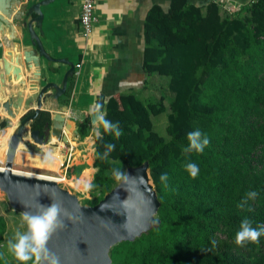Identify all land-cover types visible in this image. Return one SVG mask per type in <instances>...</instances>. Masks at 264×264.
<instances>
[{"label":"trees","instance_id":"1","mask_svg":"<svg viewBox=\"0 0 264 264\" xmlns=\"http://www.w3.org/2000/svg\"><path fill=\"white\" fill-rule=\"evenodd\" d=\"M242 5L234 16L220 3L197 7L188 0H171L167 13L157 5L149 11L144 70L161 77L159 87L148 97L121 93L108 100L104 117L118 123L121 134L107 133L100 124L97 171L91 199L83 204L96 206L129 167L149 162L161 203L160 224L112 247V264H264V235L243 247L235 243L244 218L255 228L264 226V0ZM163 114L166 135L157 132L153 121ZM50 119V112L41 111L34 128L42 129ZM90 124V118L81 124L83 137ZM195 130L209 144L202 153H185L188 133ZM109 143L115 148L102 159ZM188 163L199 168L195 179L186 170ZM165 173L168 179L162 182ZM89 175L85 172L78 182L82 189ZM250 191L257 192L254 199L246 198ZM2 206L0 264H20L8 250Z\"/></svg>","mask_w":264,"mask_h":264},{"label":"water","instance_id":"2","mask_svg":"<svg viewBox=\"0 0 264 264\" xmlns=\"http://www.w3.org/2000/svg\"><path fill=\"white\" fill-rule=\"evenodd\" d=\"M54 1L0 0V31L5 35L8 29L14 34L9 35V39L5 38L0 49L15 42L19 45L17 57L12 51L8 59L3 54L0 57V86L7 96L0 103L8 117L15 120L22 107L28 106L34 97L37 100L33 115L23 117L9 139L5 168L0 171V191L7 196L14 210L23 213H42V206L52 203L60 207L59 219L64 227L48 243V248L59 257L60 264H112V247L124 241H134L160 224L156 215L161 203L150 176L149 162L139 167H129L120 183L96 206L82 204L77 194L55 181L18 175L13 171L20 146L44 155L46 153L42 147L49 145L52 139L68 145L69 135L78 137L80 134L78 128L73 129L62 113L53 115L42 130L34 128L43 111V104L48 99L63 97L75 72L74 63L68 59H55L46 52L36 31V27H42L44 19L41 8ZM28 39L31 48L25 45ZM19 56L25 58L30 69H37L32 76L35 82L30 85L23 79ZM42 59L48 61L47 68L52 74L56 73L55 64L68 66L61 85L48 82L42 87L38 86L44 80ZM28 90L29 96L26 98ZM100 115L101 111L94 113L91 123H98Z\"/></svg>","mask_w":264,"mask_h":264},{"label":"crops","instance_id":"3","mask_svg":"<svg viewBox=\"0 0 264 264\" xmlns=\"http://www.w3.org/2000/svg\"><path fill=\"white\" fill-rule=\"evenodd\" d=\"M219 1L221 0H188V3L201 7L216 2L220 3L221 6L222 3ZM229 1L246 4L250 0ZM83 3L84 0H56L43 6L41 8L44 13L42 27H36L41 42L49 55L55 59H68L75 65L82 64L79 78L69 79L67 88L69 93L58 100L48 99L42 107L43 111L51 113V117L56 113L65 115L67 122L72 124L73 129L78 128L80 134L78 137L69 135L70 145H64L52 139L49 145L42 147L46 154L56 156L59 159L60 163L54 158L58 165L57 170H52L47 160L41 155L38 157L23 146H20L14 161V166H24L30 161L32 164L35 162V167L48 174H38L41 179L46 177L49 180L50 175L65 176L66 181L73 184V188L68 187V189L75 194L86 191L89 193L90 184L97 171L94 167L95 138L97 137L96 132L100 131V124L91 123L87 137H83L81 134V124L87 118L91 119L92 115L97 112V107L104 116L107 102L111 97H118L121 93H134L148 97L156 84L159 87L158 83L161 77L158 75L151 76L144 70L145 21L149 11L155 5L166 13L171 6V0H97L96 15L98 22L91 36L84 38L80 26ZM9 35L14 34L8 29L5 31V35H2L0 31V45L4 44L5 38L9 39ZM25 45L31 48L29 39ZM18 46L15 42L0 49V57L3 54L8 59L10 51L17 57ZM19 57L23 79L30 85L31 82H35L32 76L37 69L34 67L30 69L25 58ZM48 65V61L41 60L44 80L38 86L42 87L48 82L61 85L63 77L69 69L68 66L55 64L56 73L52 74L47 68ZM28 92L29 90L25 94L26 98L29 96ZM6 98V91L0 86V101H5ZM36 108L37 100L34 97L28 106L22 107L18 119L11 120L0 103V120L7 122L6 128H3L0 122V130H4V133L7 132L9 136L5 145H2L0 141L2 151L0 156L3 158L0 159L4 160L3 162L6 161L7 152L3 149H6L5 147L9 144V139L22 117ZM70 148L73 151H71V161L68 163ZM85 172H90L89 182L87 189H82L78 182ZM58 180H60L58 183H63L61 177H58ZM74 185L78 187H74Z\"/></svg>","mask_w":264,"mask_h":264},{"label":"clouds","instance_id":"4","mask_svg":"<svg viewBox=\"0 0 264 264\" xmlns=\"http://www.w3.org/2000/svg\"><path fill=\"white\" fill-rule=\"evenodd\" d=\"M97 111H99L98 107ZM98 123L103 126L105 132H115L117 137L120 136L118 123L113 124L105 119L103 115L99 116ZM96 135L100 136L99 131L96 132ZM187 140L188 147L183 149L185 153L193 151L202 153L209 144V139L206 136L202 138V133L199 130L188 133ZM105 147L106 151L101 157L102 159L107 158L114 150L115 145L109 143ZM186 170L193 179L199 173V168L195 163H188ZM115 175L118 180L121 179L119 172ZM160 179L162 182H166L168 179L167 174H162ZM256 196L257 192L255 191L246 194L247 199H254ZM239 206L243 207V203ZM42 207L44 208L43 212L36 215L30 212L22 213V219L27 226V230L24 232L17 231L14 240L8 243L9 252L14 255L20 264H27L28 261H32V264H60L59 257L48 248L51 237L64 227L63 222L59 219L60 207L55 203ZM262 235H264V226L255 228L248 218H244L241 221L240 230L236 233L235 243L239 247H243L246 242L257 243Z\"/></svg>","mask_w":264,"mask_h":264},{"label":"rangeland","instance_id":"5","mask_svg":"<svg viewBox=\"0 0 264 264\" xmlns=\"http://www.w3.org/2000/svg\"><path fill=\"white\" fill-rule=\"evenodd\" d=\"M223 1L224 0H221L219 2L223 3ZM76 67H77V65H75V72L77 71V68ZM149 91H151V90H149ZM157 91H160V90L157 89ZM153 121L156 124V128H157L156 130H157V132L160 135H166V131H165L166 130V126H167L166 125L167 124L166 114H163V115H161L159 117H154L153 118ZM8 137L9 136H8V133L7 132L0 133V140L4 144H6V141H7ZM8 145H7V147L4 146L6 148V149H3L4 151H7L8 150ZM68 145H70V144H68ZM1 153H0V155H1ZM0 158H2V156H0ZM2 159H0V160L3 161ZM30 162L28 164H25L24 166H22V165L14 166L13 167L14 173H18V175H22L23 171H25V172H31V173H37V174H45L46 173V172H42V170H39V168L35 167L34 166V164H36L35 162H34V164H32ZM5 163H6V161H5ZM47 163L49 165H51V163L48 160H47ZM38 164L40 165L41 163H38ZM4 168H5V165L4 166H0V169L4 170ZM51 174H54V173H51ZM44 179L47 180L46 177ZM59 181L60 180L57 179L56 182L58 183ZM61 186H63L66 189H68V187L69 188H71V187L73 188V184L72 183H69V182L61 183ZM68 190H70V189H68ZM71 192L74 193L73 191H71ZM77 195H78V197H79V199H80V201H81L82 204H83V201L84 200L91 199L90 194L88 193V191H86L85 193H77ZM0 202L3 204V206H2V208H3L2 214L7 218L8 226H9V233H8V236H7V240L13 241L14 240V237H15V234H16L17 231L24 232V231L27 230V226H26V224L24 223V221L22 219V213L23 212L18 211V210H14L10 206L9 201L7 199V196L3 192H1V191H0Z\"/></svg>","mask_w":264,"mask_h":264},{"label":"built area","instance_id":"6","mask_svg":"<svg viewBox=\"0 0 264 264\" xmlns=\"http://www.w3.org/2000/svg\"><path fill=\"white\" fill-rule=\"evenodd\" d=\"M96 1L97 0H84V3L82 5V13L80 16V26H81V33L84 38H89L94 30L95 25L98 22V17L96 15ZM221 7L229 14V15H237L238 13L241 12L243 5L232 2L229 0H224ZM82 67V64L77 65V71L74 72L73 78L78 79L80 76V69ZM73 94V93H72ZM0 133H4V130H0ZM69 152V157H68V163L71 161L72 158V152L71 150ZM5 162L0 161V166H4ZM61 177V179L66 181L65 176H58Z\"/></svg>","mask_w":264,"mask_h":264},{"label":"bare ground","instance_id":"7","mask_svg":"<svg viewBox=\"0 0 264 264\" xmlns=\"http://www.w3.org/2000/svg\"><path fill=\"white\" fill-rule=\"evenodd\" d=\"M36 155H38V157H40V154H36ZM41 156H43L46 160H48L51 163L50 166H51L52 170H57V168H58L57 162H56V160L54 158H52V156H50L48 154H44V155H41ZM23 173H28L31 177L40 178L37 173H31V172H25V171H23ZM54 179H55V176H50V180L51 181H54Z\"/></svg>","mask_w":264,"mask_h":264},{"label":"flooded vegetation","instance_id":"8","mask_svg":"<svg viewBox=\"0 0 264 264\" xmlns=\"http://www.w3.org/2000/svg\"><path fill=\"white\" fill-rule=\"evenodd\" d=\"M27 114H28V113H27ZM27 114H26V115H27ZM26 115H25V116H23V117L25 118V117H26ZM32 115H33V114H32ZM29 116H30V115H29ZM23 117H22V118H23ZM24 118H23V119H24ZM37 120H38V119H37ZM37 120H36V122H37ZM43 128H44V127H43ZM43 128H42V129H43ZM36 129H39V128H36ZM42 129H41V130H42Z\"/></svg>","mask_w":264,"mask_h":264}]
</instances>
